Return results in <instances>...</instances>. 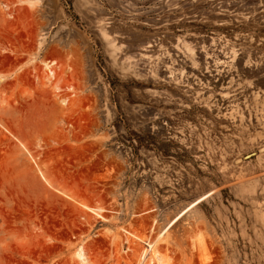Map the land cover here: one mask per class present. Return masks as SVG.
<instances>
[{"label": "rangeland", "instance_id": "374dc122", "mask_svg": "<svg viewBox=\"0 0 264 264\" xmlns=\"http://www.w3.org/2000/svg\"><path fill=\"white\" fill-rule=\"evenodd\" d=\"M146 241L264 264V0H0V264Z\"/></svg>", "mask_w": 264, "mask_h": 264}, {"label": "bare ground", "instance_id": "6f19581e", "mask_svg": "<svg viewBox=\"0 0 264 264\" xmlns=\"http://www.w3.org/2000/svg\"><path fill=\"white\" fill-rule=\"evenodd\" d=\"M26 1H28V0H26ZM46 69H48L50 71V73L52 75H54V72L52 71L50 65L46 64ZM40 173H41L42 177L44 178L42 172H40ZM82 206L85 209L92 211L97 217L104 219V216L101 213V209L90 208L86 205H82ZM162 234L163 233L158 234L157 240L162 239ZM146 242L148 244L147 248L143 247L140 250H138L139 256H138V261L136 264H169L168 259L164 255H162V253H160V251H159V248H157V246H156L157 241L149 242V243H148V241H146ZM76 255L79 258L80 262L85 264V262L87 261V258L85 257V254H84V251L82 250V248L77 251Z\"/></svg>", "mask_w": 264, "mask_h": 264}]
</instances>
